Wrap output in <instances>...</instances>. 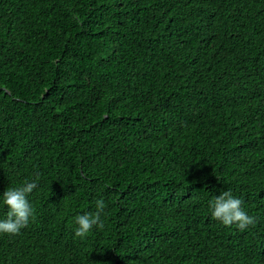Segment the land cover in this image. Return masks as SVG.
<instances>
[{"label":"trees","instance_id":"obj_1","mask_svg":"<svg viewBox=\"0 0 264 264\" xmlns=\"http://www.w3.org/2000/svg\"><path fill=\"white\" fill-rule=\"evenodd\" d=\"M37 174L0 264H264V0H0V195Z\"/></svg>","mask_w":264,"mask_h":264},{"label":"clouds","instance_id":"obj_2","mask_svg":"<svg viewBox=\"0 0 264 264\" xmlns=\"http://www.w3.org/2000/svg\"><path fill=\"white\" fill-rule=\"evenodd\" d=\"M38 174L35 178L27 179L19 186H9L0 195V211L6 212L0 217V235H18L27 228L34 214L30 195L38 188ZM95 211L77 214L74 217V236L85 237L94 229H102L105 225V200L95 199ZM242 199L234 196L231 189L222 190L208 204L210 217L226 227L235 226L241 231L255 223L243 208Z\"/></svg>","mask_w":264,"mask_h":264}]
</instances>
